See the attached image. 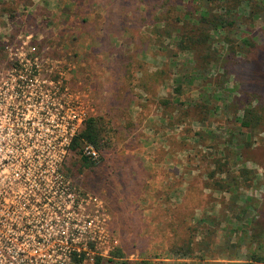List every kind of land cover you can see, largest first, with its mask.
Instances as JSON below:
<instances>
[{"label":"rangeland","instance_id":"obj_1","mask_svg":"<svg viewBox=\"0 0 264 264\" xmlns=\"http://www.w3.org/2000/svg\"><path fill=\"white\" fill-rule=\"evenodd\" d=\"M156 1L0 0V56L5 41L30 36L45 55L61 58L62 71L72 67L69 77L77 95L85 96L84 105L93 109L90 117L110 118L119 128L113 152L88 158L92 164L69 152L62 165L76 189L105 202L107 229L117 242L107 256L94 250L83 264H95L97 258L100 264H236L242 255H262L264 122L251 130L235 119L246 107L264 121V11L257 7L259 0L249 5L210 0L206 9L229 13L232 26L218 35L198 26L209 40L194 44L195 51L180 52L178 35L198 32L205 3L183 0L162 13ZM251 12L259 15L252 18ZM224 33L230 43L220 40ZM240 39L253 45L242 56L232 55V49L240 50ZM141 41L144 59L137 51ZM206 54L211 66L200 65ZM199 66H207L203 77L196 76ZM143 70L164 71V85L149 83L150 91L139 90ZM122 72L130 76L115 77ZM175 81L182 83L180 96L173 92ZM117 83L129 89L125 113L116 103ZM165 98L180 101L171 115L161 105ZM206 105L212 111L217 106L214 116H207ZM203 117L208 120L201 122ZM163 142L173 154L158 166L155 151H164ZM214 159H221L220 167L212 165ZM172 168L180 174L171 175L170 183ZM242 169L252 172L247 181ZM186 199V209L179 207ZM178 224L184 230L178 240L188 254L184 259L170 250ZM118 249L123 256L106 262Z\"/></svg>","mask_w":264,"mask_h":264},{"label":"built area","instance_id":"obj_2","mask_svg":"<svg viewBox=\"0 0 264 264\" xmlns=\"http://www.w3.org/2000/svg\"><path fill=\"white\" fill-rule=\"evenodd\" d=\"M3 47L0 264H83L94 250L105 257L117 246L105 202L76 189L61 170L93 109L77 95L72 67L62 71L61 58L45 55L30 36ZM82 154L99 157L90 144Z\"/></svg>","mask_w":264,"mask_h":264},{"label":"trees","instance_id":"obj_3","mask_svg":"<svg viewBox=\"0 0 264 264\" xmlns=\"http://www.w3.org/2000/svg\"><path fill=\"white\" fill-rule=\"evenodd\" d=\"M183 0H157L156 1V8L159 11H162V13L166 12L168 13L169 11L173 10L175 8V6H177L179 3H181ZM205 3V7H204V11L203 13L200 15L199 20L197 21V27L201 26L204 27L205 25L208 26L209 30L211 32L216 33V35H218L220 32H223V29H225L226 27H230L233 24V20L231 19V16L229 15V13H224V14H215L213 13V11H209L206 9V7L208 6L210 0H203ZM243 2H247L249 5V0H243ZM257 7L264 11V0H259V3L257 5ZM251 17H255L256 15H259L258 12L254 13L251 12ZM254 14V15H253ZM164 18V15H162ZM161 19V17H157L155 18V24H156V28L157 24L159 23V20ZM199 28V27H198ZM198 32L195 33L194 31H190L189 33H185L184 35H178V38L176 39V46L177 49L180 52H185V51H195V49L193 48V45H198L201 46L205 41L209 40V33L208 32H204L203 30H201V28L197 29ZM225 33H224V37L220 40H224L225 42H229L231 41L230 38L226 37ZM234 41V39H232ZM175 41V40H174ZM223 41V42H224ZM243 39H240V42H242ZM250 41L244 40L242 42V46H240V50L236 51L232 49V45L230 46L229 50L232 49L231 54H236V55H240L244 53V50H246V46L247 47H251L253 44L249 43ZM142 43V44H141ZM141 43H138V47L137 51L141 54V57L144 59L145 57V51H144V47H143V42L141 41ZM209 51V50H208ZM196 54V52H195ZM195 56V55H194ZM54 57V56H53ZM196 57V56H195ZM208 54H206L204 57H201V59L203 60L202 63L200 65H204V64H208V65H212L210 60H207ZM229 58H231V56H229ZM203 68H207V66H202V68L199 66V69L196 71V76L197 77H203L205 74H207V71ZM115 69V68H114ZM113 69V70H114ZM144 73L142 74V78H141V87L139 88V90L148 92L150 91V86L152 83V85L155 86H160V85H164V81L162 79H160V77L163 75L164 71L159 70V71H155L152 73L147 72V70H143ZM122 76H130L129 73L127 72L125 73H117L116 74V78L119 77V75ZM202 74V75H201ZM176 82V81H175ZM118 86L116 87V91L115 93L118 94L117 98V104L119 107V110L121 112H126L129 109V102H131L130 98L127 97V94L129 92V89L127 87V85L125 83H117ZM129 86V85H128ZM182 83L181 82H176V86L173 88V92L177 95L180 96L181 94V89H182ZM177 98L174 99H162L161 105L163 107L164 110L168 111V114H172L173 112L176 111L177 109V105L178 103H180V101L178 103H176ZM208 104V102H205V104ZM201 106V105H199ZM205 113L209 114L207 116H214L216 113V109L217 106H215V108L213 109V111L211 110V106L206 105L205 106ZM166 111V112H167ZM242 113H240L241 117H236L235 122H239L241 127H245L248 129H254V127H256L257 125L263 126V118L262 115H260L259 113L256 112V110L253 109H249V108H242ZM149 112V111H148ZM205 114V115H206ZM169 118V117H168ZM201 122L208 120L207 117H203L202 119H200ZM166 131H163V135H164V139L165 141L168 142V137L169 135H167V133H165ZM118 135H119V128L116 126V123L110 119V118H105L102 116H96V117H89L85 123L83 128L80 130V132L75 136V138L73 139L72 143H71V147H70V152H73L77 155H79V157L85 162V164H92L93 162L90 161L88 159V157L83 156L82 151H81V146L84 144H90L92 145L95 150L99 153H106V152H113L116 149V143L118 141ZM164 144V142H163ZM169 145V144H168ZM170 148V147H169ZM162 154V156H160L159 154ZM165 150L164 151H160V149L158 148L155 151V155L158 156L159 158L163 157V160L165 158ZM173 153L171 152V155ZM224 156V155H223ZM157 157V159H159ZM226 157V156H224ZM222 157V158H224ZM155 160V159H154ZM223 160V159H222ZM158 160L155 161L156 164H158ZM212 165L215 168L220 167L221 165V159H214V161H212ZM185 166V165H183ZM173 169V168H172ZM169 169L170 170V175L168 177L171 178V183H172V178L174 176L178 174H180L179 170L177 171V169ZM186 170V167L185 169ZM222 172V171H221ZM212 176L215 172H210ZM252 172L246 169H242L241 175L244 177V180H248L247 175L251 174ZM173 177H172V176ZM231 181L235 184L237 181V178L233 177L231 178ZM170 184V183H168ZM229 184H227L228 186ZM171 188V186H166L165 190L169 191ZM187 199L184 200L183 203L178 204L179 207H187ZM178 207V209H179ZM186 209V208H184ZM167 212V211H166ZM169 213V212H167ZM180 222H184V220H180ZM178 224L176 229H173V236L174 238H176V241H174V244L172 243L170 247H172L170 250L172 252V256H175L177 259H184L188 256V254L185 251H182L185 248V245H178V240L182 239V234L184 233V230H181L182 228L179 227ZM173 238V239H174ZM188 247L190 248V245L188 244ZM187 247V248H188ZM122 251L120 249H118L114 254L113 257H111L110 259H108V261L106 262H113L112 258L117 257L120 258L122 257ZM241 259H238V262L236 264H264V254H251L250 256H246V255H242L240 257ZM83 259V256L76 258L74 257L73 260L75 262H81ZM102 262V260L100 258L96 259L95 264H100ZM114 264H128L126 263V261H121V263H117V262H113Z\"/></svg>","mask_w":264,"mask_h":264},{"label":"crops","instance_id":"obj_4","mask_svg":"<svg viewBox=\"0 0 264 264\" xmlns=\"http://www.w3.org/2000/svg\"><path fill=\"white\" fill-rule=\"evenodd\" d=\"M162 147H163V149L165 150V158H164V160L165 159H168L169 160V156H170V154H171V152L170 151H167L169 148V145L166 147V145L165 144H162ZM164 157V156H163ZM157 158V157H156ZM159 158V157H158ZM154 160V159H153ZM159 162H158V166H159V164L160 163H163V159L162 158H159V159H157ZM168 180H170V183H171V178H169ZM180 188H179V190L181 191L182 190V185H180L179 186Z\"/></svg>","mask_w":264,"mask_h":264}]
</instances>
